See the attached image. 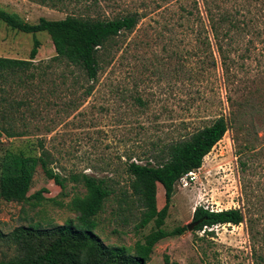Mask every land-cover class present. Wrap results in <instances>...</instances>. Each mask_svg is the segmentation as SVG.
<instances>
[{
    "label": "rangeland",
    "instance_id": "rangeland-1",
    "mask_svg": "<svg viewBox=\"0 0 264 264\" xmlns=\"http://www.w3.org/2000/svg\"><path fill=\"white\" fill-rule=\"evenodd\" d=\"M0 8L30 24L66 16L28 0H0ZM134 12L140 16L137 26L121 38L120 50L102 64L94 82L52 60L55 51L46 33L22 34L0 22V57L27 59L33 38L40 42L34 81L12 93L22 105L12 127L22 136L1 139L0 156L5 150L38 155L41 141L51 168L63 178L86 173L107 179L114 193L96 216L93 233L116 246H133L151 229L149 225L136 232L138 208L119 203L120 192L128 186L127 165L133 158L153 163L156 150L228 112L219 57L207 28L208 12L215 18L225 14L233 24L231 38L222 44L238 69L243 92L237 97L264 93V0H94L87 15L114 19ZM263 121L264 116L255 118L256 127L264 131ZM256 146L260 150L253 170L241 174L227 132L193 179L187 175L177 182L164 226L170 230L189 224L199 205L215 211L243 209V178L256 184L260 208L252 212L253 229L245 222L188 231L160 241L148 264H163L164 255L177 264H254V246L264 256V144ZM36 168L29 195L44 190L43 200L15 203L0 198V234L21 225L51 228L76 223L78 212L71 201L85 189L69 179L61 189ZM156 201L158 209L165 204L159 184ZM10 254L0 239V259Z\"/></svg>",
    "mask_w": 264,
    "mask_h": 264
},
{
    "label": "trees",
    "instance_id": "trees-1",
    "mask_svg": "<svg viewBox=\"0 0 264 264\" xmlns=\"http://www.w3.org/2000/svg\"><path fill=\"white\" fill-rule=\"evenodd\" d=\"M28 1L57 8L66 16L61 20L39 18L36 23L30 24L0 8V22L22 34L35 36L40 32L46 33L55 51L52 60L56 64L76 68L92 82L97 80L102 64L120 50L121 38L131 34L140 20L135 12L114 19L93 18L87 12L94 0ZM79 6L81 8L77 12H66L70 7ZM211 15L210 12L206 15L207 28L219 57L228 112L156 150L153 163L136 164L131 161L125 168L129 181L127 188L120 192L119 203H124L126 208H138L134 226L136 232L151 225L150 231L141 240H136L133 246L105 244L93 230L98 225L96 216L114 193L107 179L86 173L63 178L51 168L50 156L40 141L38 155L5 150L0 156V198L15 203L43 200L44 190L29 195L36 167H39L44 176L61 189L67 179L85 189L83 196H76L71 201L73 209L78 212L77 221H67L51 228L21 225L8 234H0V239L11 250L9 256L0 259V264H148L153 248L160 241L188 232L186 225L170 230L164 227L175 186L181 178L200 169L204 157L227 132L231 133L239 173L253 170L260 150L256 144H264V136L260 134L264 131L259 130L255 123L257 116H264V93L246 92L243 100L237 97L243 92L238 86V69L232 66L230 51L222 44L231 38L233 24L225 14L220 13L219 18ZM39 47L40 42L34 37L27 59L0 57V141L22 136L23 132H16L12 127L22 107L12 93L16 88L30 87L34 81L32 70L36 69L34 63ZM91 89L85 90L87 95ZM21 116L24 117L23 114ZM158 184L163 188L165 198L161 209H158L156 201ZM255 187L252 181L242 178L243 209L215 211L203 205L196 206L189 223L193 225L191 231L205 232L214 226H239L245 222L253 229L252 212L260 208ZM252 251L254 264H264V256L255 246ZM163 264L177 263L164 255Z\"/></svg>",
    "mask_w": 264,
    "mask_h": 264
},
{
    "label": "built area",
    "instance_id": "built-area-1",
    "mask_svg": "<svg viewBox=\"0 0 264 264\" xmlns=\"http://www.w3.org/2000/svg\"><path fill=\"white\" fill-rule=\"evenodd\" d=\"M132 161H133L134 163H136V164H143V163H141L140 161H138V160H136V159H133ZM194 173H195V172H192V173H189V174H188V175L191 176L190 179H193ZM186 177H187V176H184V177L181 178L180 180L183 181V180L186 179Z\"/></svg>",
    "mask_w": 264,
    "mask_h": 264
},
{
    "label": "water",
    "instance_id": "water-1",
    "mask_svg": "<svg viewBox=\"0 0 264 264\" xmlns=\"http://www.w3.org/2000/svg\"><path fill=\"white\" fill-rule=\"evenodd\" d=\"M186 226H187L188 231L192 230V226H193L192 224H187Z\"/></svg>",
    "mask_w": 264,
    "mask_h": 264
}]
</instances>
